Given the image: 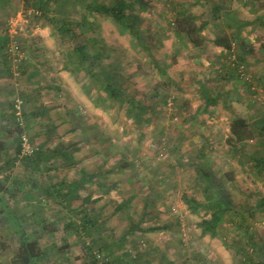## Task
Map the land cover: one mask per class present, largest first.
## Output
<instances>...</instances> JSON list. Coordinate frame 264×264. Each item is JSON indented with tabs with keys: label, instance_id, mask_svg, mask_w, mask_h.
<instances>
[{
	"label": "rangeland",
	"instance_id": "rangeland-1",
	"mask_svg": "<svg viewBox=\"0 0 264 264\" xmlns=\"http://www.w3.org/2000/svg\"><path fill=\"white\" fill-rule=\"evenodd\" d=\"M131 1L134 13L142 17L141 40L122 34L108 16L97 17L99 27L94 31L107 50L102 67L149 107L152 121L145 126L134 124L119 104L93 103L89 90L98 94V79L83 66L76 69L71 56L76 41L71 35H61L45 18L30 19L31 7L25 0L0 7V36L11 19L18 20L20 42L27 50L20 65L0 56L3 157L15 153L19 138L25 151L13 169L0 174L7 187L0 189V264H14L19 247L20 231L9 212L16 207L19 229L45 250L35 264H94L91 256L103 241L98 240L100 233L106 242L116 243L143 213L145 228L174 226L146 233L143 239L129 236L124 251L141 255L142 264H242L235 245L245 244L249 236L240 230V217L234 223L227 220L221 236H202L197 223L206 217L205 210L192 213L184 202V195L206 201L208 182L199 173L204 168L211 172L210 190L227 197L235 211H244L248 233L264 250V209L257 208L264 199V172L252 166L253 158L264 154V0ZM137 1L145 2L146 9L140 12ZM55 7L59 10L53 4L50 15L62 17ZM182 8L198 25L206 23L199 49L173 32L176 12ZM83 11L81 0L65 6L64 15L74 30H79L76 21ZM225 33L232 39L231 50L213 42ZM153 57L164 67V76ZM232 61H244L243 73ZM216 95L218 104L206 107L207 97ZM17 99L22 101L20 119L15 114ZM237 116L248 121L251 137L234 145L230 125ZM17 134L18 140L11 141ZM41 146L48 151L67 149L79 163L66 169L65 160L56 158L36 171L24 157L33 156ZM82 175L90 180L67 206L46 190L62 178L77 180ZM124 201L130 209L117 211ZM80 208L89 209L102 224L95 234L65 229L71 220L79 224ZM176 232L183 237L180 244ZM88 245L94 247L91 252ZM249 251L256 259L264 257V251Z\"/></svg>",
	"mask_w": 264,
	"mask_h": 264
},
{
	"label": "trees",
	"instance_id": "trees-1",
	"mask_svg": "<svg viewBox=\"0 0 264 264\" xmlns=\"http://www.w3.org/2000/svg\"><path fill=\"white\" fill-rule=\"evenodd\" d=\"M78 1L79 0H25L27 5L31 7L29 14L30 19L35 18L40 20L45 18L61 35L67 33L71 35V40L76 41V43H74L71 55L74 57L76 69H80V66H83L86 68L90 77L96 80L98 79V94L96 96L91 95L89 90V95L96 106H101L102 103L106 104L107 102H110L108 103V106H111V103L119 104V106L125 109L128 118L132 120L134 124L143 126H145V124H150L152 117L149 115V107L142 103L140 99H137L132 94L128 93L123 85L119 82V79H117L116 74L112 73L110 70L108 71L106 67H102V59L106 56L107 50L104 45L100 44V39L97 36L98 33L94 31L97 29V27H99L97 17L108 16L112 18L113 22L118 26V29L122 34L128 33L141 40L142 37L140 34V25L142 22V17L140 14L134 13L135 5L133 6V4H135V2L133 3L131 0H115V2L112 4H107L100 0H81L84 11L81 14L80 21H76V26L79 28L77 31L74 30L75 25H72V20H70V18L67 16L68 14H64L65 6L67 4ZM10 2L11 0H0V7L8 6ZM137 3H139V1H137ZM53 4L59 7V10H57L56 7L55 10L58 12L61 11L63 13L62 17L56 18L50 15V13L53 11ZM139 4L140 12L146 9L145 2H141ZM187 11L188 10L182 8L176 12L173 32L177 38L185 39L186 45L191 44L194 49H199V46L204 44L205 37L203 36L202 31L205 28L206 23L202 22L200 25H198L196 18L193 15L188 14ZM91 16L93 18H91ZM82 35H86V37L82 39ZM9 42L10 38L8 36V32L0 36V56L4 57V61H9V63L11 62L13 65H15L13 58L9 53ZM213 42L215 45L227 50H231L232 48V39H230V36H228L226 33L224 35L217 36ZM21 46V50L24 53L25 58H23L22 61L18 63L19 65L25 61L27 52L25 48L26 46H24L23 43H21ZM143 46L147 47V44L144 43ZM153 61L158 67L162 76H164L166 73L164 67H160L158 61L154 57ZM232 62L233 66H235L236 69L240 71V66L244 61H240V63L237 61ZM99 77L102 79L100 80ZM101 92L105 93L104 97H102ZM167 98L168 95L164 94L163 102L165 104L167 103ZM218 102L219 96L217 95L216 97H207L206 107L216 106ZM16 103L17 100L15 101V114L17 112ZM18 130L21 132L19 128ZM230 130L232 135V139H230L232 141L230 143H234V145L238 141L243 142L251 137L248 121L240 116L233 118L230 125ZM12 132L13 134L17 133L16 128H13ZM16 136L13 139L8 136L7 139L11 138L12 141L16 140L17 138L18 140L19 134ZM5 141L6 138L0 141V174L2 170L13 169L15 164H17L18 160L20 159L19 155L23 151L22 140L19 138L15 147V153H8L6 157H3ZM24 158L26 162L34 165V169L36 171H41L44 167V164H49L52 159L56 158H63L65 160L64 167L66 169L75 168L78 164L71 153L67 149L63 148H57L48 151L41 146L37 151L34 152L33 156ZM25 160L23 159V161ZM252 166L258 168V171L260 174H262V172H264V154L254 157ZM83 173H85L84 170L82 171V174ZM199 173L201 179L208 182L204 188V190L208 192V194L205 196L206 201L201 202L188 195H184L183 199L192 213L201 214L202 210H205L206 217H203L201 221L197 223L198 228L201 230V235H209L212 238L221 236V234L224 232V224L227 222V220L231 221V223H234L235 219L240 217V221H243L240 223V230H244V232L248 234L249 239L245 244L237 243L238 247L235 245V252L238 255H242V264H264V257L256 259L249 251V248H251L252 251L256 250L257 252H263L264 250L262 249L261 245L255 241L253 234L248 233L249 225H247V218L244 211H235L232 208L233 206L231 201L227 197H223L219 194L218 196L214 195L213 190H210L209 188L213 187L210 171L204 168ZM88 180H90L89 177L85 175H82L81 178L77 180H68L66 178H62L60 181L56 182L55 185H51V187L46 190L50 193L51 197H54L58 204H61V206H67V203L71 204V202L79 197L78 189L88 182ZM37 187L41 188V185L38 184ZM3 188L7 189V187H4V183H2L0 180V189L2 190ZM161 196L162 194L156 193L158 200L161 199L159 198ZM85 200L89 202L90 197H86ZM260 202L261 203L257 205L258 210L264 209V199H262ZM151 206L153 205H150V207ZM130 207V204L127 201H124L117 206L116 210L123 212L125 208L130 209ZM14 210L9 212L12 213V219L17 224L15 222L14 223L18 225V230L20 231L21 237L19 240V247L13 259V263L35 264L38 260L42 259L45 250L40 246L37 239L29 238L28 235L19 229V227H21V223L18 219L19 215L17 214V207ZM76 212L80 213L81 215L79 217V224H77L76 221L71 220L69 223L65 224V229H71L79 235H84L91 233V231L95 234V232L101 228L102 224L99 223L100 221L96 219V216L92 215L89 209L80 208L79 211ZM208 215L209 217L207 218ZM155 217H157V215ZM144 218H146V214L143 213L141 219L130 225L128 230L123 235H121L120 238H118L116 243H109V241L106 242V239L102 237V234L100 233L98 240L103 241L100 245H97V250L91 256V262L94 264H142L143 261L141 260V255L140 257H136V255H134L132 252L130 253V250L124 251V246L128 241L129 236H136L143 239L146 233L159 230H170L174 226L173 224L166 223L159 226L145 228L142 226ZM176 234H179L180 236L178 243H182L183 237L181 233L176 232ZM92 236L93 234L91 237ZM92 241L94 243L96 240ZM93 248L91 245L87 246V249L90 250V252ZM118 250L122 251L118 252Z\"/></svg>",
	"mask_w": 264,
	"mask_h": 264
},
{
	"label": "built area",
	"instance_id": "built-area-1",
	"mask_svg": "<svg viewBox=\"0 0 264 264\" xmlns=\"http://www.w3.org/2000/svg\"><path fill=\"white\" fill-rule=\"evenodd\" d=\"M21 31H22V27L18 26V20L11 19L9 26H8V29H7L8 36L10 38V42H9L8 47H9V53L11 54V56L13 58V62L15 64H18L19 62L22 61L23 58H25V55L21 50V47H22L21 42H20L21 41L20 40ZM240 72L243 73V67H240ZM21 107H22V101L20 99H17V103H16L17 112H16V114L18 115V119H20L22 116ZM23 140L24 141L26 140L25 136L23 137ZM23 145H24V148H28L25 146V142H23Z\"/></svg>",
	"mask_w": 264,
	"mask_h": 264
},
{
	"label": "crops",
	"instance_id": "crops-1",
	"mask_svg": "<svg viewBox=\"0 0 264 264\" xmlns=\"http://www.w3.org/2000/svg\"><path fill=\"white\" fill-rule=\"evenodd\" d=\"M77 158H78V157H77ZM77 158L74 157V159L79 163V160H80V159H79V158L77 159ZM77 165H78V164H77Z\"/></svg>",
	"mask_w": 264,
	"mask_h": 264
}]
</instances>
